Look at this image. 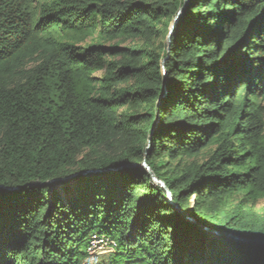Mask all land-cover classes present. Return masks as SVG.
I'll list each match as a JSON object with an SVG mask.
<instances>
[{"label": "trees", "instance_id": "obj_1", "mask_svg": "<svg viewBox=\"0 0 264 264\" xmlns=\"http://www.w3.org/2000/svg\"><path fill=\"white\" fill-rule=\"evenodd\" d=\"M93 234L98 264H264V0H0V264Z\"/></svg>", "mask_w": 264, "mask_h": 264}, {"label": "water", "instance_id": "obj_2", "mask_svg": "<svg viewBox=\"0 0 264 264\" xmlns=\"http://www.w3.org/2000/svg\"><path fill=\"white\" fill-rule=\"evenodd\" d=\"M166 43H168V37L166 38ZM142 167L146 168L149 173L152 175L153 179L155 180V182L160 185L161 187H163L166 192H167V198L168 200L172 203L173 207L186 219L188 220L189 222L195 224L196 226H198L199 228L201 229H204V230H207V231H210L211 233H215L214 229L211 228V227H208L204 224H201L199 223L194 217H193V214H192V210H189V211H186L184 210L178 203L174 202L173 201V196H172V193L170 191V189L167 187V185L165 184V182L161 179H159L157 177V175L155 174V172L151 169V167L149 166V164L147 162H144L143 164H141ZM91 171H84L82 172L81 174H87V173H90ZM67 180V178H65ZM59 180H64V179H53V180H50V181H47L46 183L47 184H52L54 182H57ZM255 241V240H254ZM256 241H259V242H264V241H260V240H256Z\"/></svg>", "mask_w": 264, "mask_h": 264}, {"label": "built area", "instance_id": "obj_3", "mask_svg": "<svg viewBox=\"0 0 264 264\" xmlns=\"http://www.w3.org/2000/svg\"><path fill=\"white\" fill-rule=\"evenodd\" d=\"M114 246L115 243L110 241L107 237L99 234H93L91 244L88 248L89 255L84 260L83 264H98L100 261L99 252H104L103 254H105L106 252L112 250Z\"/></svg>", "mask_w": 264, "mask_h": 264}, {"label": "rangeland", "instance_id": "obj_4", "mask_svg": "<svg viewBox=\"0 0 264 264\" xmlns=\"http://www.w3.org/2000/svg\"><path fill=\"white\" fill-rule=\"evenodd\" d=\"M121 43H122L123 45H124V44H126L125 42H121ZM104 248H105V247H104ZM97 253H98V252H97ZM103 253H104V252H102V253H101V252H99V254H100V255H99V259H101V258H102V256H104V255H103Z\"/></svg>", "mask_w": 264, "mask_h": 264}]
</instances>
